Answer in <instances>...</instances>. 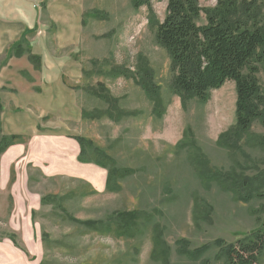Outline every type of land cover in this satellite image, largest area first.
I'll return each mask as SVG.
<instances>
[{
    "label": "rangeland",
    "instance_id": "rangeland-1",
    "mask_svg": "<svg viewBox=\"0 0 264 264\" xmlns=\"http://www.w3.org/2000/svg\"><path fill=\"white\" fill-rule=\"evenodd\" d=\"M200 4L214 7L217 0H200ZM83 5L86 22L79 43L64 51L79 62L81 77L79 82L66 81L77 92L81 110L109 107L86 90L103 83L119 99L118 107L131 114L117 122L107 116L95 120L81 116L67 123L69 133L91 140L118 166L135 169V173L122 180L120 192H109L106 185L99 189L75 174L82 175L85 166H76L81 172L71 168L73 175L47 176L32 164L29 188V176L25 179L19 168L21 162L12 165L6 186L1 184L0 174V238L17 233L25 251L14 245L23 252L24 261L17 257L10 264H163L152 257L154 224L164 228V238L172 248L171 264H226L220 255L225 245L264 229V125L254 122L233 147L220 144L222 134L236 122L235 83L228 81L212 90L206 102L195 98L183 103L172 90L171 58L156 40L147 6L135 8L132 0H83ZM152 5L156 19L162 21L168 0H152ZM93 10L102 11L104 18H94ZM43 20L47 21L45 13ZM205 22L203 15L201 23ZM54 29L51 26V40ZM4 59L0 54V65ZM144 65L153 70L161 86L166 107L162 117L153 113V103L134 78L118 74L123 69L137 75ZM258 77L264 86V70ZM46 122L58 124L60 117L51 114ZM202 153L214 171L227 175L226 180L202 179L197 168ZM12 168H16L13 184L22 210L12 192ZM44 195L65 196L64 205L81 220H106L114 212L128 210L149 213L152 220L136 238L117 237L73 222L52 204L43 205ZM15 214L16 223L11 227ZM30 214L31 242L24 237V222H29ZM180 239L186 240L189 251L206 247L200 259L181 255ZM257 263L264 264V252Z\"/></svg>",
    "mask_w": 264,
    "mask_h": 264
},
{
    "label": "trees",
    "instance_id": "trees-1",
    "mask_svg": "<svg viewBox=\"0 0 264 264\" xmlns=\"http://www.w3.org/2000/svg\"><path fill=\"white\" fill-rule=\"evenodd\" d=\"M135 8L147 6L151 22L156 27V40L169 53L171 58L172 90L186 103L191 99L206 102L212 90L223 87L233 81L236 87V122L220 138V144L233 147L239 144L252 125L260 121L264 125V86L258 74L264 70V0H217L214 7H202L200 0H168L165 18L156 19L152 0H132ZM85 14V13H84ZM94 18L102 19V11L93 10ZM205 16V23L201 20ZM86 19L83 17V25ZM28 54L35 68L40 67L41 58L34 54L22 37L15 42L7 58ZM118 74L134 78L153 103V113L162 117L166 107L162 98L161 86L155 81L153 70L144 65L137 75H129V70L118 69ZM88 93L108 104L105 110H82V117L95 120L107 116L117 122L131 113L121 110L119 99L109 89L99 83L97 87L87 86ZM3 104L0 99V114ZM80 145L78 161L93 163L107 170L106 190L120 192L122 180L135 173V169L120 167L116 160L102 148L82 136L73 137ZM18 143H26L21 135H2L0 138V156ZM197 168L202 179L223 181L227 175L214 171L208 165V159L202 153ZM29 188L33 178L30 174ZM11 184L15 182L16 170L12 168ZM247 180V179H245ZM65 196L44 195L43 205L52 204L67 218L88 229L114 233L117 237L136 238L144 233L145 226L152 216L140 210L114 212L106 220H81L74 217L64 205ZM36 214L32 210V218ZM165 231L160 224L153 225V259L163 264H171L172 248L164 238ZM10 239L14 245L25 251L20 245L17 233L3 239ZM221 242V241H220ZM181 255L200 259L206 247L189 251L185 239L177 241ZM264 252V229L253 232L235 243L225 245L220 255L226 264H258V257Z\"/></svg>",
    "mask_w": 264,
    "mask_h": 264
},
{
    "label": "crops",
    "instance_id": "crops-1",
    "mask_svg": "<svg viewBox=\"0 0 264 264\" xmlns=\"http://www.w3.org/2000/svg\"><path fill=\"white\" fill-rule=\"evenodd\" d=\"M83 12V0H0V54L5 56L0 65L2 135H21L27 141L9 147L2 154L0 174L3 186L8 183L10 167L18 162H21L19 168L25 179L29 176V164L38 166L47 176L72 174L73 167L91 166L105 171L102 188L106 185V169L78 161L80 145L67 126L69 121L82 116L77 92L66 81L79 82L81 67L77 60L65 56L64 51L79 43ZM44 13L47 21L43 20ZM51 26L55 28L52 40L49 37ZM22 37L31 51L40 56V67L35 68L28 54L7 58L11 46ZM51 114L59 115L58 124L43 123L47 118L50 120ZM10 151L12 156L6 163L2 183V158ZM15 184L12 192L17 204ZM15 217L16 214L10 222L11 227L16 223ZM28 220L32 226L31 214ZM32 232L34 239L33 229ZM0 247V255L8 264L12 263L10 259L17 257L24 261L21 258L23 252L10 239L0 242Z\"/></svg>",
    "mask_w": 264,
    "mask_h": 264
},
{
    "label": "bare ground",
    "instance_id": "bare-ground-1",
    "mask_svg": "<svg viewBox=\"0 0 264 264\" xmlns=\"http://www.w3.org/2000/svg\"><path fill=\"white\" fill-rule=\"evenodd\" d=\"M67 145H66V149H67ZM12 151L8 152L6 154V156L4 157V167L6 169V162L8 159H10V157L12 156ZM4 169V171H5ZM76 171V170H74ZM79 172H81V168L78 169ZM77 172V171H76ZM82 175L84 177H87L88 179H90V181H92V183L94 184V186H96L97 188H102L103 184H104V179H105V171L103 170H96L95 168L91 167V166H85L84 167V170L81 172ZM4 177H5V173H4ZM17 201H18V207H19V210H22V203H21V198L20 196L17 198ZM26 221L24 222V237L28 240L30 239L29 241L31 242V231H30V223L27 222V219H25ZM38 246L34 247V249H37ZM1 249V247H0ZM5 262H7V259L5 260L4 259V256L0 255V264H4ZM29 264H34L32 262H29Z\"/></svg>",
    "mask_w": 264,
    "mask_h": 264
}]
</instances>
